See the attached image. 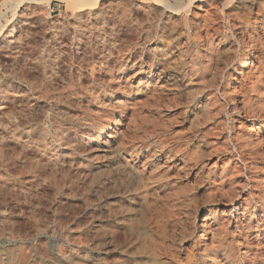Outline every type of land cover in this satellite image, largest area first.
I'll return each instance as SVG.
<instances>
[{
	"label": "rangeland",
	"instance_id": "obj_1",
	"mask_svg": "<svg viewBox=\"0 0 264 264\" xmlns=\"http://www.w3.org/2000/svg\"><path fill=\"white\" fill-rule=\"evenodd\" d=\"M167 1L0 0V264H264V0Z\"/></svg>",
	"mask_w": 264,
	"mask_h": 264
},
{
	"label": "bare ground",
	"instance_id": "obj_2",
	"mask_svg": "<svg viewBox=\"0 0 264 264\" xmlns=\"http://www.w3.org/2000/svg\"><path fill=\"white\" fill-rule=\"evenodd\" d=\"M70 1L75 2V3H77V4L81 5V6H84V5L88 4V3H91L92 0H70ZM160 1H162L170 9L172 8V9L178 11V12L181 11V10L189 11V10H191V7H192L190 5L187 6V7L186 6L183 7L182 4H178L176 6L175 5H171L167 0H160Z\"/></svg>",
	"mask_w": 264,
	"mask_h": 264
}]
</instances>
